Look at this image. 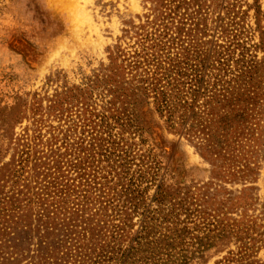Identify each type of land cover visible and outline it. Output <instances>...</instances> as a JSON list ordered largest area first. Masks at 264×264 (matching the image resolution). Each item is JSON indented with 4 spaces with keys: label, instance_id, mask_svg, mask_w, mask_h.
Returning <instances> with one entry per match:
<instances>
[{
    "label": "rangeland",
    "instance_id": "rangeland-1",
    "mask_svg": "<svg viewBox=\"0 0 264 264\" xmlns=\"http://www.w3.org/2000/svg\"><path fill=\"white\" fill-rule=\"evenodd\" d=\"M0 264H264V0H0Z\"/></svg>",
    "mask_w": 264,
    "mask_h": 264
}]
</instances>
